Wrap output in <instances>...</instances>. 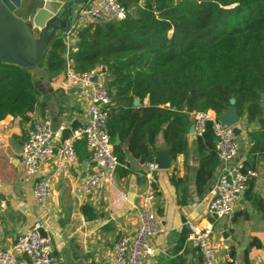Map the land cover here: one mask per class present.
<instances>
[{
  "label": "trees",
  "instance_id": "obj_1",
  "mask_svg": "<svg viewBox=\"0 0 264 264\" xmlns=\"http://www.w3.org/2000/svg\"><path fill=\"white\" fill-rule=\"evenodd\" d=\"M121 1L129 7L126 18L82 28L77 49L70 52L79 72L119 68L120 92L110 109L108 130L121 164L128 166L124 144L140 162L152 161L160 135L172 158L187 154L193 111L222 114L233 105L248 121L259 117L264 126L259 104L264 92V0ZM65 49L64 38L55 36L38 67L62 69ZM134 97L141 102L148 98L149 104L136 107ZM38 104L33 74L0 64V121L8 115L28 120ZM259 150L263 148L254 144L250 156ZM197 153L195 185L201 194L219 163L211 124L197 136ZM243 166L251 167L249 162ZM172 180L179 188L182 180ZM183 192L182 201L187 190ZM255 204L264 211L260 198ZM82 210L88 219L95 217L90 206ZM260 245L254 239L248 249Z\"/></svg>",
  "mask_w": 264,
  "mask_h": 264
},
{
  "label": "crops",
  "instance_id": "obj_2",
  "mask_svg": "<svg viewBox=\"0 0 264 264\" xmlns=\"http://www.w3.org/2000/svg\"><path fill=\"white\" fill-rule=\"evenodd\" d=\"M75 0H58L62 6ZM82 0H76L68 8L70 23L75 19ZM45 4L44 0H31L23 4L18 15L24 20L32 19L35 7ZM135 10V6H133ZM17 15V14H16ZM62 25H66L65 17ZM64 38L65 33H58ZM57 36V35H56ZM53 39V38H52ZM75 38H71L74 43ZM66 51V50H65ZM34 86L39 104L29 113L28 120L8 115L0 121V245L10 248L18 235L25 232L35 221L44 222L52 236L55 252L61 254L65 264H116L111 256L114 242L121 233L134 232L140 221V207L146 189L144 170H135L121 164L111 186H102L97 196L82 192L81 183L86 173L83 162L89 154L82 143L76 147L79 158L77 167L66 166L58 169L54 159L47 162L37 177L28 176L21 160V148L27 129L36 121L48 117L53 128L66 124L76 128L91 119L90 88L69 83L62 69L47 71L37 67ZM119 68L107 66L102 70V78L111 94L112 107H116L120 92ZM148 105L133 98V105ZM264 118V92L259 102ZM193 119L188 133V152L171 158L168 169L155 172V210L163 226V231L150 239L152 254L147 256L148 264H202L199 252L188 240L187 219L203 225H212L213 240L217 245L215 256L220 264H264V211L255 204L260 198L264 204V126L259 117L248 121L246 114L240 116L237 136L239 152L228 162L219 163L212 178L201 194H197L195 177L199 166L197 136L192 132ZM253 134V136H252ZM68 135V132L65 133ZM263 150L250 156L253 145ZM126 159L127 146L123 145ZM168 150L161 135L158 136L153 160L157 152ZM135 158V157H134ZM138 160L140 166H144ZM249 162L256 175L250 181L242 197L236 203L232 215L212 218L207 207L215 193L217 181L223 168ZM147 163V162H146ZM38 177L50 180V196L45 206H40L33 197V188ZM182 182L176 188L174 181ZM187 190L185 200L183 191ZM88 205L95 213L88 219L82 207ZM261 245L248 246L252 240Z\"/></svg>",
  "mask_w": 264,
  "mask_h": 264
},
{
  "label": "built area",
  "instance_id": "obj_3",
  "mask_svg": "<svg viewBox=\"0 0 264 264\" xmlns=\"http://www.w3.org/2000/svg\"><path fill=\"white\" fill-rule=\"evenodd\" d=\"M144 1L139 0V4ZM127 13L128 9L121 0H86L78 9L75 19L65 32L67 43L63 71L69 83L90 88L91 119L87 124L76 128H70L64 123L53 128L51 120L44 117L30 126L21 148V160L28 176L37 177L51 159L55 160L58 169L77 167L79 158L76 144L84 141L89 157L81 183L82 192L93 197L98 195L102 186L113 185L121 162L114 151V142L108 130L112 98L102 78L104 67L79 72L74 68L70 52L77 49L78 33L82 28L120 21L126 18ZM71 38H75L74 43L70 41ZM220 115L210 109L193 111L192 132L195 136H202L207 125L211 124L218 158L222 162H228L238 154L239 143L233 126L223 124ZM144 166L146 189L140 207L139 225L134 232L121 233L114 242L111 256L116 264H148L146 258L152 254L150 239L163 231L155 210V172L158 170V163L152 160ZM255 175L254 169L242 164L223 168L215 193L208 203V214L215 219L232 215L236 203ZM49 196L50 180L38 177L33 188L34 199L40 206H45ZM185 226L188 229L187 238L199 252L202 264H220L215 256L217 245L212 237V225L187 219ZM0 264H65V259L55 252L52 236L44 222L38 220L18 235L10 248L0 245ZM230 264H234L233 259H230Z\"/></svg>",
  "mask_w": 264,
  "mask_h": 264
},
{
  "label": "water",
  "instance_id": "obj_4",
  "mask_svg": "<svg viewBox=\"0 0 264 264\" xmlns=\"http://www.w3.org/2000/svg\"><path fill=\"white\" fill-rule=\"evenodd\" d=\"M45 4L35 7L31 20H24L16 15L15 11L23 4H30L31 0H0V64L16 65L25 72L35 73L36 68L45 57L47 47L58 33H65L70 27V19L67 16L69 6H62L58 0H44ZM82 0L79 3H83ZM65 17L66 25H62ZM96 80V77H94ZM232 103L234 100L231 101ZM240 114L231 105L220 115L223 124L233 126L238 136L241 129L238 126ZM120 141L116 139V144ZM172 154L168 150L157 152L158 169H168ZM127 160L135 170H144L138 160L132 154H127ZM83 170H87L88 163L82 164Z\"/></svg>",
  "mask_w": 264,
  "mask_h": 264
},
{
  "label": "rangeland",
  "instance_id": "obj_5",
  "mask_svg": "<svg viewBox=\"0 0 264 264\" xmlns=\"http://www.w3.org/2000/svg\"><path fill=\"white\" fill-rule=\"evenodd\" d=\"M127 7H128V6H127ZM128 9H129V7H128ZM15 13H16L17 15H24V13H23L22 11H20V9L16 10Z\"/></svg>",
  "mask_w": 264,
  "mask_h": 264
}]
</instances>
